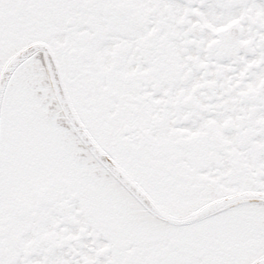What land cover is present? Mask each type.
<instances>
[{
    "label": "flooded vegetation",
    "instance_id": "obj_1",
    "mask_svg": "<svg viewBox=\"0 0 264 264\" xmlns=\"http://www.w3.org/2000/svg\"><path fill=\"white\" fill-rule=\"evenodd\" d=\"M263 256L264 0H0V264Z\"/></svg>",
    "mask_w": 264,
    "mask_h": 264
},
{
    "label": "water",
    "instance_id": "obj_2",
    "mask_svg": "<svg viewBox=\"0 0 264 264\" xmlns=\"http://www.w3.org/2000/svg\"><path fill=\"white\" fill-rule=\"evenodd\" d=\"M250 199H252V196L250 195H237V196H233V197H229V198H225L223 200H220L218 203H215L213 206H211L210 208L212 209H216L217 208H225L231 205H236L238 203H243V202H248ZM210 209H204L203 211L200 212H196L194 214L195 217H199L204 213H207V211ZM252 264H264V256L261 257L260 259H257L256 261H254Z\"/></svg>",
    "mask_w": 264,
    "mask_h": 264
}]
</instances>
